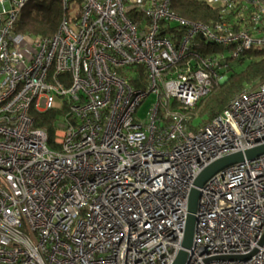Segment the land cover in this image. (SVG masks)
<instances>
[{"label":"built area","instance_id":"1","mask_svg":"<svg viewBox=\"0 0 264 264\" xmlns=\"http://www.w3.org/2000/svg\"><path fill=\"white\" fill-rule=\"evenodd\" d=\"M28 1L0 0V264H173L200 172L264 142V79L201 130L180 111L264 47V0H203L220 14L208 25L171 0H59L42 39L14 32ZM197 36L224 52L190 50ZM138 66L145 87L124 77ZM63 108L49 146L34 117ZM194 218L184 264H264V156L213 176Z\"/></svg>","mask_w":264,"mask_h":264},{"label":"trees","instance_id":"2","mask_svg":"<svg viewBox=\"0 0 264 264\" xmlns=\"http://www.w3.org/2000/svg\"><path fill=\"white\" fill-rule=\"evenodd\" d=\"M170 8L180 19L201 24H210L217 21L220 14L216 8L208 6L203 0H171ZM65 14V10L59 0H29L20 10L14 25V32L21 35H30L36 39L52 37ZM172 30V28H169ZM183 32L182 30L179 31ZM190 50L198 52L201 56H210L218 52H224V48L205 41L201 37H194ZM252 54L247 63L244 55ZM241 58L236 59L239 68L231 67L220 72L225 76V81L220 83L212 78L209 92L199 98L192 108L180 110V108H160L159 116L163 124H168L170 119L165 115L172 110H180L183 115V127L186 131L195 132L203 129L214 118L221 115L230 101L244 90L255 87L264 79V47L253 48ZM128 78L132 87H145L146 72L144 67L130 68ZM134 74V75H133ZM65 108L55 111L36 113L34 125L43 129L48 138V145L53 144L54 132L58 127L59 116Z\"/></svg>","mask_w":264,"mask_h":264},{"label":"water","instance_id":"3","mask_svg":"<svg viewBox=\"0 0 264 264\" xmlns=\"http://www.w3.org/2000/svg\"><path fill=\"white\" fill-rule=\"evenodd\" d=\"M261 156H264V142L255 147L247 149L244 152H237L217 159L208 164L200 172V174L193 183V187L190 191L188 198V213L186 217V227L184 231L182 249L178 252L173 264H184L186 254L183 249H188L191 247L194 233V213L196 211L199 189H201L213 176H215L217 173L221 172L225 168L241 163L244 160L251 161ZM249 257L250 256H247L244 259H247Z\"/></svg>","mask_w":264,"mask_h":264},{"label":"rangeland","instance_id":"4","mask_svg":"<svg viewBox=\"0 0 264 264\" xmlns=\"http://www.w3.org/2000/svg\"><path fill=\"white\" fill-rule=\"evenodd\" d=\"M250 58H253V55L248 53L246 55H244V59H245V62L244 63H247V61L250 59ZM228 64L229 66L231 67H236V68H239L240 66L237 64V61L236 59H229L228 60ZM225 81V80H224ZM223 81V82H224ZM222 83V82H220ZM156 102V98L154 97V95H149L147 96L141 103L140 105L137 107L136 109V112L134 114V119L136 121H145L148 116H149V113L150 111L152 110V107L154 106Z\"/></svg>","mask_w":264,"mask_h":264}]
</instances>
